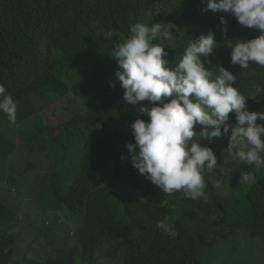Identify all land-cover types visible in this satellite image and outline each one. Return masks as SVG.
I'll return each instance as SVG.
<instances>
[{
	"label": "trees",
	"instance_id": "obj_1",
	"mask_svg": "<svg viewBox=\"0 0 264 264\" xmlns=\"http://www.w3.org/2000/svg\"><path fill=\"white\" fill-rule=\"evenodd\" d=\"M206 5L205 0H0V84L19 103L27 99L37 103L38 96L64 97L70 116L61 133L82 150L79 160L61 163L51 175L50 192L58 203L53 205L78 219L72 236L64 221L46 220V245L32 258L16 260L7 228L0 222V264H96L102 246L113 240L117 243L111 248L119 251L116 264H200L203 250L214 244L217 228L228 217L229 225H235L228 202L212 192L213 173L205 174L207 199L192 200L182 192L169 196L131 171L120 156L127 132L132 133L131 123L137 117L149 119L123 99L124 90L115 77L117 64L110 55L138 22L161 24L154 43H165L172 65L190 40L214 32L219 46L210 57L212 64L205 62V67L223 65L237 75L234 86L249 96L247 108L264 111V67L233 65L231 48L224 43L255 38L259 31L240 25L229 12L203 11ZM221 16L227 22L226 36ZM142 103L151 107L147 101ZM28 115L20 112L21 117ZM229 116L234 124L235 113ZM213 141L220 146L229 143L227 137ZM225 165L233 174V191L245 190L251 207L244 228L264 240V169L241 163L234 172L221 157L217 173ZM240 170L253 172L255 181L239 183ZM165 216L178 233L174 239L156 227ZM207 229L217 233L209 236ZM68 239L72 240L68 249L62 248L68 254L54 259L57 246ZM250 259L251 264L257 263Z\"/></svg>",
	"mask_w": 264,
	"mask_h": 264
},
{
	"label": "clouds",
	"instance_id": "obj_2",
	"mask_svg": "<svg viewBox=\"0 0 264 264\" xmlns=\"http://www.w3.org/2000/svg\"><path fill=\"white\" fill-rule=\"evenodd\" d=\"M205 1L207 5L203 11L229 12L240 25L259 31L258 36L249 40L224 41L231 48V63L239 64L242 69H247L250 64L264 67V0ZM220 21L225 25L222 32L226 36L227 22L223 16ZM161 31L160 23H135L129 28L130 34L122 43L115 44L110 53L117 64L115 77L124 90L123 99L149 117L147 121L137 117L131 123L132 133L127 132L120 156L127 160L131 171L144 176L163 194L169 196L182 192L192 200L207 199L206 173H213L210 181H213L216 175H222L229 181L233 190L231 168L225 165L217 173L219 160L223 157L231 163L234 172L239 169L241 163L254 166L256 170L264 169V124L257 123L258 119L264 121V111H250L247 108L246 101L249 96L242 94L234 86L237 75L223 65L205 67V62L212 64L210 57L219 46L214 32L209 31L207 35L201 34L198 38L190 40L179 61L172 65L167 59L165 43H154ZM165 36L171 39L170 33H165ZM168 46L173 47L171 43H168ZM109 86L115 88L116 83L110 81ZM169 97L170 100L166 99ZM60 99L64 97L53 99L38 96L35 113L21 117L20 112L16 115L18 100L15 102L0 84V113L6 114L11 125H16L19 120L37 116L40 100ZM144 101L151 104V107L142 103ZM233 112L235 123L230 124L229 114ZM65 113L66 120L56 126L58 132L49 135L61 149L59 161L68 164L79 160L82 150L75 146L73 138L61 133L70 116L68 102ZM224 137L228 138V146H220L213 141L214 138ZM204 140L208 142H202ZM240 172L239 183L250 184L255 181L253 172ZM238 193H242L244 198L243 217L233 221L236 226L245 227L244 223L250 217L251 207L245 190ZM220 200L228 202L230 214L234 217L236 212L230 207L231 200ZM5 226L14 252V244L19 243L21 236V223L11 219ZM156 227L170 238L174 239L178 235L167 216L159 220ZM38 232L45 243L48 238L45 222ZM117 241L120 243L118 239ZM61 253L68 254L59 248L54 259ZM114 256L113 264H116L119 257L116 254Z\"/></svg>",
	"mask_w": 264,
	"mask_h": 264
},
{
	"label": "rangeland",
	"instance_id": "obj_3",
	"mask_svg": "<svg viewBox=\"0 0 264 264\" xmlns=\"http://www.w3.org/2000/svg\"><path fill=\"white\" fill-rule=\"evenodd\" d=\"M28 101L17 103L16 115L19 112L35 113L36 103ZM66 107L65 99L40 100L37 116L19 120L16 125L7 122L6 114L2 113L0 117V174H4V179H0V222L3 227L11 219L21 223L20 240L14 244L16 260L19 257L32 258L42 244L46 245L38 232L45 220L64 221L70 236L78 222L76 216L70 218L67 209L61 211L58 205H53L58 203L50 192L51 175L61 166V149L51 140L49 133L56 134V126L66 120ZM212 192L219 199H230V207L236 212L233 218L242 219L243 194L233 191L225 177L216 175L213 178ZM230 221L228 217L217 228L214 244L203 250L200 264H251L250 257L257 260L256 264H264V240L251 236L242 226H230ZM206 233L213 236L217 232L207 229ZM71 242L68 239L65 245L57 247L67 250ZM116 243V240L107 241L102 246L96 264L114 263V255L119 251H114L111 245Z\"/></svg>",
	"mask_w": 264,
	"mask_h": 264
},
{
	"label": "crops",
	"instance_id": "obj_4",
	"mask_svg": "<svg viewBox=\"0 0 264 264\" xmlns=\"http://www.w3.org/2000/svg\"><path fill=\"white\" fill-rule=\"evenodd\" d=\"M11 230H13V229H11Z\"/></svg>",
	"mask_w": 264,
	"mask_h": 264
}]
</instances>
